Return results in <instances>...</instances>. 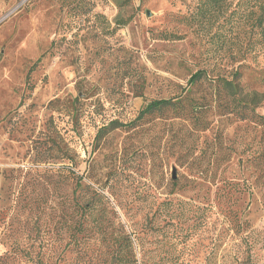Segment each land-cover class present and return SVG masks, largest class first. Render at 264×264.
<instances>
[{"label": "rangeland", "instance_id": "rangeland-1", "mask_svg": "<svg viewBox=\"0 0 264 264\" xmlns=\"http://www.w3.org/2000/svg\"><path fill=\"white\" fill-rule=\"evenodd\" d=\"M120 1L0 0V264H264V126L108 129L203 68L264 91L258 34Z\"/></svg>", "mask_w": 264, "mask_h": 264}, {"label": "trees", "instance_id": "trees-1", "mask_svg": "<svg viewBox=\"0 0 264 264\" xmlns=\"http://www.w3.org/2000/svg\"><path fill=\"white\" fill-rule=\"evenodd\" d=\"M116 3L120 9L125 4L120 0H116ZM77 5L81 6L83 13L90 9L81 2ZM229 9L224 19L226 23H231L229 30L239 31L250 22L251 34H258L256 41L264 46V0H198L190 20L200 27L204 21L210 27L219 26L220 18ZM128 22L129 19L116 18L120 26ZM239 67L228 75L213 74L206 68L199 69L190 76L187 85L180 84V91L174 96L152 100L140 110L133 122L123 124L114 121L108 129L121 126L131 129L138 126L142 119L148 122L146 120L149 118H161L171 122L187 121L191 131H195V127L198 131H206L215 116L236 117L264 126V115L257 111L264 102V91L246 85ZM92 205V202H86L84 206L89 209Z\"/></svg>", "mask_w": 264, "mask_h": 264}, {"label": "water", "instance_id": "water-1", "mask_svg": "<svg viewBox=\"0 0 264 264\" xmlns=\"http://www.w3.org/2000/svg\"><path fill=\"white\" fill-rule=\"evenodd\" d=\"M148 14H149V12H148Z\"/></svg>", "mask_w": 264, "mask_h": 264}]
</instances>
